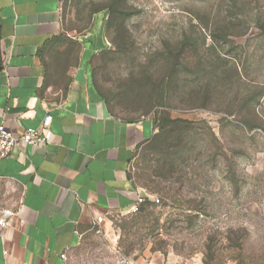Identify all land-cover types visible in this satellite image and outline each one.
Instances as JSON below:
<instances>
[{
    "label": "rangeland",
    "instance_id": "obj_1",
    "mask_svg": "<svg viewBox=\"0 0 264 264\" xmlns=\"http://www.w3.org/2000/svg\"><path fill=\"white\" fill-rule=\"evenodd\" d=\"M99 19L97 85L158 134L130 165L145 203L81 228L68 264H264V0H63L64 33Z\"/></svg>",
    "mask_w": 264,
    "mask_h": 264
},
{
    "label": "crops",
    "instance_id": "obj_2",
    "mask_svg": "<svg viewBox=\"0 0 264 264\" xmlns=\"http://www.w3.org/2000/svg\"><path fill=\"white\" fill-rule=\"evenodd\" d=\"M62 7L63 0H0V124L21 134L52 117L49 145L0 158V213L15 212L0 235V264H68L81 228L127 214L146 194L130 165L157 133L155 119L111 111L94 75L110 46L105 26L99 19L72 37ZM134 264L173 261L151 253Z\"/></svg>",
    "mask_w": 264,
    "mask_h": 264
},
{
    "label": "built area",
    "instance_id": "obj_3",
    "mask_svg": "<svg viewBox=\"0 0 264 264\" xmlns=\"http://www.w3.org/2000/svg\"><path fill=\"white\" fill-rule=\"evenodd\" d=\"M51 122L52 117L48 116L44 120L42 128H28L21 134H15L4 124H0V158L9 157L15 149L21 146L43 147L49 145L52 141V132L49 129ZM147 197H149L148 194L139 197L127 214L137 213ZM154 201L160 203L159 199ZM14 216L15 212L11 210L0 213V235H3L12 226ZM62 258L66 259L67 255L63 254Z\"/></svg>",
    "mask_w": 264,
    "mask_h": 264
},
{
    "label": "trees",
    "instance_id": "obj_4",
    "mask_svg": "<svg viewBox=\"0 0 264 264\" xmlns=\"http://www.w3.org/2000/svg\"><path fill=\"white\" fill-rule=\"evenodd\" d=\"M262 30L264 31V28H262ZM228 37V36H227ZM97 84V83H96ZM98 86V85H97ZM98 88H99V86H98ZM99 90H100V88H99ZM100 92H101V90H100ZM101 94H102V96H103V98L105 99V101H106V103L109 105V107H110V103H109V101H107V99H106V97L104 96V94L101 92ZM110 109H111V107H110ZM111 111H112V109H111ZM113 112V111H112ZM114 113V112H113ZM115 114V113H114ZM155 123H156V129H157V122H156V120H155ZM157 134H158V132L154 135V137L152 138V140L157 136ZM152 140H150V141H152ZM145 203V202H144ZM143 203V204H144Z\"/></svg>",
    "mask_w": 264,
    "mask_h": 264
}]
</instances>
